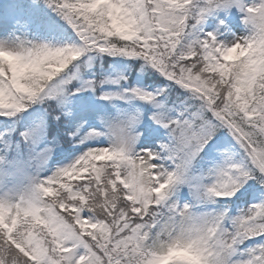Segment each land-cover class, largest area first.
Instances as JSON below:
<instances>
[{
  "label": "snow or ice",
  "instance_id": "6c2138e0",
  "mask_svg": "<svg viewBox=\"0 0 264 264\" xmlns=\"http://www.w3.org/2000/svg\"><path fill=\"white\" fill-rule=\"evenodd\" d=\"M0 264H264V0H3Z\"/></svg>",
  "mask_w": 264,
  "mask_h": 264
},
{
  "label": "trees",
  "instance_id": "16d2710c",
  "mask_svg": "<svg viewBox=\"0 0 264 264\" xmlns=\"http://www.w3.org/2000/svg\"><path fill=\"white\" fill-rule=\"evenodd\" d=\"M0 3H3V0H0ZM232 63V62H231ZM46 199H47V197H46Z\"/></svg>",
  "mask_w": 264,
  "mask_h": 264
},
{
  "label": "rangeland",
  "instance_id": "374dc122",
  "mask_svg": "<svg viewBox=\"0 0 264 264\" xmlns=\"http://www.w3.org/2000/svg\"><path fill=\"white\" fill-rule=\"evenodd\" d=\"M231 62H233V61H228V63H231ZM67 162V161H66Z\"/></svg>",
  "mask_w": 264,
  "mask_h": 264
}]
</instances>
